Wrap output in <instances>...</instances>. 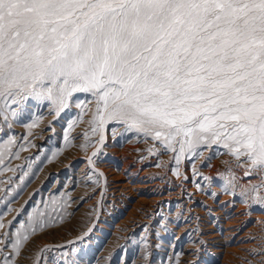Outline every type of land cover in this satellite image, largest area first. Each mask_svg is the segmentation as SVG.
I'll use <instances>...</instances> for the list:
<instances>
[{
  "label": "snow or ice",
  "instance_id": "snow-or-ice-1",
  "mask_svg": "<svg viewBox=\"0 0 264 264\" xmlns=\"http://www.w3.org/2000/svg\"><path fill=\"white\" fill-rule=\"evenodd\" d=\"M80 92L93 124L151 134L177 163L218 145L260 177L251 192L264 188V0H0L3 106L32 98L58 113ZM45 215L4 234L2 264Z\"/></svg>",
  "mask_w": 264,
  "mask_h": 264
},
{
  "label": "rangeland",
  "instance_id": "rangeland-1",
  "mask_svg": "<svg viewBox=\"0 0 264 264\" xmlns=\"http://www.w3.org/2000/svg\"><path fill=\"white\" fill-rule=\"evenodd\" d=\"M92 100L86 93H74L70 105L58 113L47 101L32 98L19 105L9 102L7 108L0 102V222L5 225L0 229V239L27 224L29 214L37 210L45 212V218L51 217L49 225L31 234L19 255L12 257L14 264H219L210 254L190 259L188 248L195 240L189 232L177 238L170 226L174 207L168 210L167 202L146 215L147 220L136 228L115 226L128 203L125 195L113 200L111 179L122 170V164L114 167V162L126 147L138 164L148 166L151 161L150 166L161 171L167 167L172 183L183 181V170H193L194 162L207 150L214 152L210 157L219 159L226 170L230 164L233 169L237 167L236 159L214 144L212 148L193 149L202 155L186 150L177 163L176 152L151 134L129 130L122 123L93 124ZM247 168L243 165L244 170ZM231 175L226 171L227 179L234 182L235 175ZM253 175L257 180L254 185H259L260 177ZM261 196L264 188L252 192L250 206L264 208ZM259 225L254 233L255 249L242 258L245 264H264V224ZM202 241H197L200 246L205 245ZM0 248L11 254L10 244H0Z\"/></svg>",
  "mask_w": 264,
  "mask_h": 264
},
{
  "label": "bare ground",
  "instance_id": "bare-ground-1",
  "mask_svg": "<svg viewBox=\"0 0 264 264\" xmlns=\"http://www.w3.org/2000/svg\"><path fill=\"white\" fill-rule=\"evenodd\" d=\"M211 152L207 150L200 159H196L193 170L183 168V181L178 178L180 181L172 183L170 173L165 170L167 167L161 171L151 167V161L148 166L138 164L134 154L129 153L127 147L124 148L123 152L114 158V167H120L122 164V170L116 173L118 175L112 176L110 193L115 197L114 201L125 195L128 207L115 220V226L127 225L136 228L141 225L146 215L167 202L168 210L174 207L170 213V219L173 220L170 226L177 233V238L189 232L195 240L188 248L190 259L197 260L200 256L208 257L210 254L217 257L219 264H243L242 258L249 257L251 250L255 249V231L257 232L259 224H264V208L250 206L249 200L252 193L250 190L257 180L253 174L245 176L246 170L243 166L241 168L238 162L235 163V169L230 167L231 164L228 167L230 173L235 175L234 182L227 179V166L224 170V165L222 166L219 159L210 157ZM199 238L205 242L204 246L197 242Z\"/></svg>",
  "mask_w": 264,
  "mask_h": 264
}]
</instances>
